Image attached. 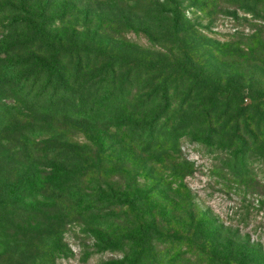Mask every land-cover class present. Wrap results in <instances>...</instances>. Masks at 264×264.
<instances>
[{
	"label": "trees",
	"instance_id": "trees-1",
	"mask_svg": "<svg viewBox=\"0 0 264 264\" xmlns=\"http://www.w3.org/2000/svg\"><path fill=\"white\" fill-rule=\"evenodd\" d=\"M34 1L0 0V264H41L65 256L57 229L66 201L74 202L92 228L116 232L100 212L108 213L114 204L121 211L127 205L131 214L136 206L146 208L145 198L128 201L100 189L94 175L116 153L125 157L128 151L144 164L170 160L169 177L180 187L191 172L178 160L185 142L214 147L226 141V151L242 159L252 148L264 153L263 91L235 79L221 82L189 54L177 60L165 52L131 49L128 40L114 38L116 29L102 38L111 31L100 24L109 16L120 20L121 33L141 26L151 40L156 23L165 26L157 33L170 35L169 43L179 39L186 32L179 1L95 0L96 9L91 5L84 11L83 37L65 29L71 12L57 15L50 12L51 2L33 7ZM140 2L151 16L149 27L138 20ZM257 9L249 7L254 14ZM93 13L99 14L98 23ZM18 153L26 162L19 170L2 167ZM237 168L234 174L249 173ZM92 182L96 189L87 191ZM153 186L169 196L172 192L162 177ZM123 214L125 236L100 238L98 244L123 257L110 264H143L135 252L139 217ZM18 216L24 219L15 224ZM164 234L152 222L139 232L151 245Z\"/></svg>",
	"mask_w": 264,
	"mask_h": 264
},
{
	"label": "rangeland",
	"instance_id": "rangeland-1",
	"mask_svg": "<svg viewBox=\"0 0 264 264\" xmlns=\"http://www.w3.org/2000/svg\"><path fill=\"white\" fill-rule=\"evenodd\" d=\"M46 1L51 2V13L71 12L68 16L72 23L65 27L66 31L72 29L78 37L85 35L83 25L87 26L88 17L84 11L91 5L95 8V0H35L33 7L45 5ZM177 1L186 29L179 39L172 38L169 43L170 35L157 33L165 26L156 23L151 31V40L140 30L141 26L121 33L120 20L109 16L100 23L105 30L108 27L111 30L102 38L112 37V29H116L114 38L120 42V35L128 40L131 49L136 46L146 51L165 52L177 60L189 54L206 68L208 74L221 82L235 79L246 87L264 92V0ZM75 3L80 5H77L74 15ZM255 5L258 6L257 14L249 10ZM147 10V5L140 2L135 11L139 22L147 21L149 27L148 18L151 16L147 15ZM74 16L82 20L75 21ZM90 16L98 23L99 14ZM148 27L145 29L150 32ZM162 37L166 39L160 40ZM162 44L166 45V50ZM243 137L247 139V136ZM79 140L83 141V138ZM225 144L221 142L211 147L201 142L183 143L178 160L188 165L191 172L184 176L182 187L172 184L167 170L170 160L162 164L151 160L144 164L140 159H133L128 151L124 154L129 156L112 155L111 162L94 175L103 194L123 196L128 201L145 198L147 207L141 209L136 206L131 214L127 205H123L121 211L114 204L108 213L100 212L111 222H108L109 227L118 229L116 232L92 228L88 219L74 210V202L66 201L61 210L63 222L57 229L62 234L65 256L41 264H110L122 261L120 254L104 251L98 242L100 238L110 240L125 236L123 213H128L130 219L134 215L139 217L136 219L139 232L149 228L152 222L165 233L162 240L159 237L151 245L144 242L138 232L135 252L138 250L143 264H264V153L252 148L246 159H242L235 157L234 152H227ZM18 154L12 163H3L2 167L12 169V173L14 169L19 170L26 162L24 155ZM90 156L94 157L93 153ZM39 160L40 155H35L34 161ZM235 168L237 172L240 168H247L249 173L244 172L246 175L242 176L234 174ZM183 171L186 172L185 169ZM159 177L170 184V196L154 189V181ZM86 187L91 191L89 189H96V183ZM176 189L179 192H175ZM47 210L52 212V208L46 207ZM51 212L49 216L53 215ZM18 218L15 224L22 223L24 219L23 216Z\"/></svg>",
	"mask_w": 264,
	"mask_h": 264
}]
</instances>
